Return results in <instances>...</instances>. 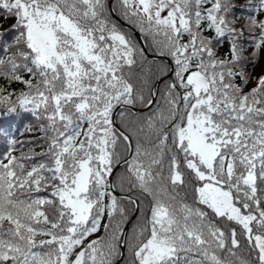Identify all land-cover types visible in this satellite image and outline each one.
<instances>
[{
  "label": "snow or ice",
  "instance_id": "6c2138e0",
  "mask_svg": "<svg viewBox=\"0 0 264 264\" xmlns=\"http://www.w3.org/2000/svg\"><path fill=\"white\" fill-rule=\"evenodd\" d=\"M248 6L0 0V108L46 145L0 156V264H264V0Z\"/></svg>",
  "mask_w": 264,
  "mask_h": 264
},
{
  "label": "trees",
  "instance_id": "16d2710c",
  "mask_svg": "<svg viewBox=\"0 0 264 264\" xmlns=\"http://www.w3.org/2000/svg\"><path fill=\"white\" fill-rule=\"evenodd\" d=\"M112 3L114 4L115 0H112ZM233 3L237 6V11L234 15L238 18V21L246 19L248 11L251 10L248 6V0H233ZM117 15H119V13H117ZM13 22L14 21L11 19H4L0 16V43L11 42L13 36L15 35L9 31ZM241 39L244 56L248 59H255L252 57L253 46L250 43L252 37L245 35ZM226 48L227 44H225L224 49L221 51L226 50ZM263 55L264 54H261V56ZM148 60L152 61L153 58L148 57ZM259 61L260 59L254 65L249 66L247 71L250 73L255 72L256 75L259 72V74H264V70H256L259 65H263V63L258 64ZM155 62L159 64L161 63V59H155ZM164 62L167 63L166 61ZM153 71H155V69H153ZM3 83L4 81L0 80V84ZM159 86L163 87L162 84ZM13 87L20 89L22 85L14 84ZM39 124L40 122L31 112L18 109L15 114L10 115L5 109L0 108V156H3L10 151L17 156H28L44 151L46 145L39 142L40 138L43 136V132L40 130ZM31 141H37V143H30ZM37 159H39V157ZM32 163H35V161ZM117 171L119 173L122 171V168ZM117 190L119 191V189ZM129 231H131V225L129 227Z\"/></svg>",
  "mask_w": 264,
  "mask_h": 264
},
{
  "label": "rangeland",
  "instance_id": "374dc122",
  "mask_svg": "<svg viewBox=\"0 0 264 264\" xmlns=\"http://www.w3.org/2000/svg\"><path fill=\"white\" fill-rule=\"evenodd\" d=\"M264 55L263 56H260V61H259V63L258 64H260V63H263V65L261 64V65H259V67L256 69L257 71H262V70H264ZM252 74H254V75H256L255 74V72L253 73V72H251ZM260 73V72H259ZM259 73H257V75L259 74Z\"/></svg>",
  "mask_w": 264,
  "mask_h": 264
},
{
  "label": "water",
  "instance_id": "95a60500",
  "mask_svg": "<svg viewBox=\"0 0 264 264\" xmlns=\"http://www.w3.org/2000/svg\"><path fill=\"white\" fill-rule=\"evenodd\" d=\"M125 27H127V25H125ZM148 56H151L152 58H160L159 56L154 57V55H151L150 53H148Z\"/></svg>",
  "mask_w": 264,
  "mask_h": 264
}]
</instances>
